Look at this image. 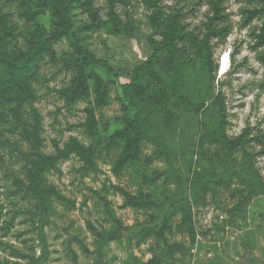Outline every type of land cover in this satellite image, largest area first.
Segmentation results:
<instances>
[{
    "label": "trees",
    "instance_id": "16d2710c",
    "mask_svg": "<svg viewBox=\"0 0 264 264\" xmlns=\"http://www.w3.org/2000/svg\"><path fill=\"white\" fill-rule=\"evenodd\" d=\"M225 1L207 0L212 16L204 23V37L194 45L197 37L181 26V11L169 18L162 12L161 0H143L149 10H154L152 24L161 41H154V54L135 66L128 75L129 81L123 84L120 79L125 72L116 69L109 58L98 57L87 44L88 38L83 36V32L105 31L112 37L127 35L133 39L134 28L125 22L119 10L120 7H129L132 0H106L104 17L100 15V10L93 7V0H5L8 4L16 5L20 16L29 23L38 22L39 18L49 15L51 27L47 29L37 23L35 28L26 27L18 31V27L12 24L9 15L0 7V104L6 99L13 108L16 106L13 115L18 114L23 121L20 109L33 99L29 82L36 78L38 65L45 58L59 63L55 45L64 40L71 51L62 58V68L72 73V78L61 96L68 104L89 100L92 96L94 101L92 107L87 109L85 127L92 138L88 145L72 138L63 149L58 148L57 154L46 155L41 151L40 123H36L32 130L25 131V139L30 147L27 152H20L25 177L6 175L7 180H12L11 187L6 186V193L10 199L16 198L33 205L32 209L25 210V215H29L37 225L35 229L41 251L37 256L35 248L28 253L11 245V257L16 261L7 260L0 264L49 263L51 251L44 228L50 223L54 202L63 203L65 198L54 187L47 185L45 176L60 161L72 155L82 162L84 174L96 172L98 157L116 149H119V156L114 163L115 175H120L131 166L143 167L142 189L135 194L122 189L121 193L124 207L152 212L151 225L135 234L139 244L153 241L150 248L152 259L148 264H178V256L186 258L190 255L191 249L187 244L195 245L200 236L195 221L196 209L211 194L227 190L239 181L246 186L247 196L243 198L264 195V182L255 168V155L248 150L252 142L249 131L246 129L236 139L226 135V97L222 91L216 94L217 68L213 71L211 41L217 37L226 39L232 31L229 22L224 26L219 25L227 18ZM238 2L243 4L240 9L244 15L243 27L257 18H264V0ZM80 7L89 13L91 23L76 25L74 10ZM257 31L253 33L257 37L254 50L258 52L257 60L264 66V50L258 51L264 47V26ZM18 32L26 40V49L10 54L7 50L9 41L15 39ZM194 47H197L198 65L194 63V54L191 55ZM246 61L238 63L236 53H233L235 71L240 70ZM114 85L119 86L118 101L123 105L125 114L118 119L117 128L104 135L97 113L111 104ZM260 87L264 89V80ZM210 118L216 119L219 135L209 127ZM192 119L207 128L198 141L190 140L186 135L187 130L193 127ZM5 122H8V118L4 111H0V125ZM3 137L0 134V139ZM207 144L220 146L222 154H217V160L222 163V168L216 167L214 159L206 167L195 165L196 157L203 159L207 156ZM147 145L152 147V152L145 156ZM155 162H162L165 167L152 171ZM3 164L5 156L0 152V168ZM237 210H241V205L232 213ZM18 216L13 217L11 222ZM115 222L116 226L111 229L94 230V254L97 257L94 264H104L105 249L113 242H122L129 233L121 221ZM173 234L185 236L187 241L173 242L170 238ZM84 249L89 253L86 247ZM70 253L77 263L76 252L70 250Z\"/></svg>",
    "mask_w": 264,
    "mask_h": 264
},
{
    "label": "rangeland",
    "instance_id": "374dc122",
    "mask_svg": "<svg viewBox=\"0 0 264 264\" xmlns=\"http://www.w3.org/2000/svg\"><path fill=\"white\" fill-rule=\"evenodd\" d=\"M93 5L104 17L106 0H93ZM242 6L238 0L224 2L227 18L219 22V25L224 26L229 22L232 31L226 39H212V65L213 71L217 68L216 94L222 91L226 97V135L230 139H236L248 129L249 138L252 140L248 150L254 153L255 168L264 182V89L260 87L264 80V66L257 60L258 52L254 50L257 37L253 35L255 31L259 32L263 28L264 18H257L243 27L244 15L240 10ZM0 7L9 15L12 24L18 27V31L26 27L35 28L37 23L47 29L51 27L49 15L39 18L38 22L29 23L20 16L16 5L2 0ZM161 7L162 12L169 18L175 12H182L181 26L195 34L197 38L194 45L204 37V23L212 16L207 0H161ZM119 10L125 22L134 28L133 39L127 35L112 37L105 31H85L83 36H87V44L98 57L109 58L116 69L125 72L120 79L124 84L129 81L128 75L134 67L154 54V41H161V37L152 24L151 15L154 10H149L143 0H132L129 7H120ZM74 14L77 26L91 23L90 15L84 7L76 8ZM26 46V40L18 32L15 39L9 41L7 50L10 54L18 53L19 50H25ZM194 48L191 55L194 54V63L198 65L197 47ZM55 50L59 63L45 58L38 65V75L29 82L33 99L20 109L23 112V121L18 114L13 115L16 106L13 108L6 99L0 104V111H4L8 118V122L0 125L3 128L0 134L4 136L0 139V152L5 156V164L0 168L2 263L16 261L11 257V245L28 253H32V248H35L37 256L41 251L35 229L37 225H34L29 215H25V210L32 209L33 205L16 198L10 199L6 193V186L11 187L12 183L11 179L5 178L6 175L25 177L24 162L20 154L30 148L25 139V131L32 130L36 123H40L41 151L46 155L57 154L58 148L63 149L72 138L85 145L92 142L85 124L87 109L92 107L94 96L75 104L65 101L61 92L69 85L72 73L62 68L61 60L70 54L71 48L64 40L55 45ZM261 50L264 47L258 49L259 52ZM233 53H236L238 63L247 60L238 71L234 70L232 63ZM159 57L164 60L162 55ZM119 95V86L114 85L111 104L97 113L99 127L104 135L113 132L119 124L118 119L125 114L123 105L118 101ZM192 120L190 122L193 127L187 130L186 135L190 140L193 138L198 141L207 128L201 127L197 120ZM216 123L214 118L208 120L214 134L219 135ZM207 145V156L203 159L196 157L195 165L206 167L214 159L216 167L222 168V163L217 160V154L221 153L220 146ZM144 152L145 156L150 155L152 147L147 145ZM118 156L119 149L110 154L104 152L97 159L98 170L84 174L82 162L72 155L60 161L56 168L46 174L47 185L54 187L65 198L63 203L54 202L50 223L44 228L51 251L48 264H94L97 260L94 254V230L111 229L116 226V220L121 221L129 233L122 242H113L105 249L104 264H148L152 259L150 248L153 241L139 244L135 235L148 224L151 225V211H136L124 207L121 193L122 189L133 194L142 189L143 167L131 166L120 175H115L113 169ZM164 167V163L155 162L152 171ZM245 187L238 181L227 190L211 194L196 209L195 221L200 236L195 245L187 244L191 249L190 255L186 258L178 256V264H264V195L243 198L242 196H247ZM240 205L241 210L232 213ZM17 214L19 216L11 222ZM170 238L173 242L187 241L185 236L178 234H173ZM70 250L76 252L77 263L73 261Z\"/></svg>",
    "mask_w": 264,
    "mask_h": 264
},
{
    "label": "clouds",
    "instance_id": "9594fccd",
    "mask_svg": "<svg viewBox=\"0 0 264 264\" xmlns=\"http://www.w3.org/2000/svg\"><path fill=\"white\" fill-rule=\"evenodd\" d=\"M222 58H223V57H222ZM222 58H221V59H222ZM220 62H221V61H220ZM219 72H220V71H219Z\"/></svg>",
    "mask_w": 264,
    "mask_h": 264
},
{
    "label": "water",
    "instance_id": "95a60500",
    "mask_svg": "<svg viewBox=\"0 0 264 264\" xmlns=\"http://www.w3.org/2000/svg\"><path fill=\"white\" fill-rule=\"evenodd\" d=\"M221 70V69H220Z\"/></svg>",
    "mask_w": 264,
    "mask_h": 264
}]
</instances>
